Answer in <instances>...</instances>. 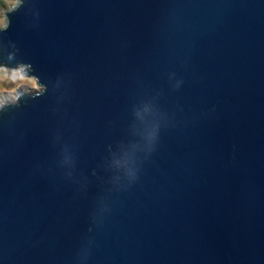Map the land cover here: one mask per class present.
Here are the masks:
<instances>
[{
    "label": "water",
    "instance_id": "water-1",
    "mask_svg": "<svg viewBox=\"0 0 264 264\" xmlns=\"http://www.w3.org/2000/svg\"><path fill=\"white\" fill-rule=\"evenodd\" d=\"M0 68V264H264V0H19Z\"/></svg>",
    "mask_w": 264,
    "mask_h": 264
},
{
    "label": "clouds",
    "instance_id": "clouds-1",
    "mask_svg": "<svg viewBox=\"0 0 264 264\" xmlns=\"http://www.w3.org/2000/svg\"><path fill=\"white\" fill-rule=\"evenodd\" d=\"M7 27V22L4 16H0V30ZM5 82H11L16 84L17 88L25 87L26 89H31L39 93L41 91L38 81L35 77H29L26 73L24 67L8 70L0 68V85ZM15 89H6L3 86H0V93L7 92L9 94L13 93Z\"/></svg>",
    "mask_w": 264,
    "mask_h": 264
},
{
    "label": "rangeland",
    "instance_id": "rangeland-1",
    "mask_svg": "<svg viewBox=\"0 0 264 264\" xmlns=\"http://www.w3.org/2000/svg\"><path fill=\"white\" fill-rule=\"evenodd\" d=\"M19 2V0H0V16H4V18L6 19V12L10 9H12L14 6L17 5V3ZM4 88L6 89H15V91L11 94L4 92V93H0V98H4L7 95H12V97L14 98L16 96V94L18 93V90H24V91H29L31 89H26L25 87H20L17 88L16 84H13L11 82H5L2 85Z\"/></svg>",
    "mask_w": 264,
    "mask_h": 264
},
{
    "label": "bare ground",
    "instance_id": "bare-ground-1",
    "mask_svg": "<svg viewBox=\"0 0 264 264\" xmlns=\"http://www.w3.org/2000/svg\"><path fill=\"white\" fill-rule=\"evenodd\" d=\"M13 99L12 95H7L4 98H0V105L5 104L6 102H10Z\"/></svg>",
    "mask_w": 264,
    "mask_h": 264
}]
</instances>
